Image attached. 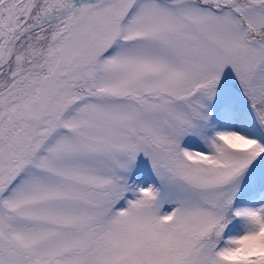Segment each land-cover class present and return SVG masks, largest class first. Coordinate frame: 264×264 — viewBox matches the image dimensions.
<instances>
[{"label": "snow or ice", "instance_id": "snow-or-ice-1", "mask_svg": "<svg viewBox=\"0 0 264 264\" xmlns=\"http://www.w3.org/2000/svg\"><path fill=\"white\" fill-rule=\"evenodd\" d=\"M0 264H264V0H0Z\"/></svg>", "mask_w": 264, "mask_h": 264}]
</instances>
